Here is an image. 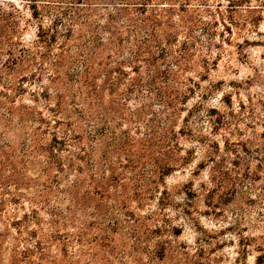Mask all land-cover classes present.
<instances>
[{
  "label": "rangeland",
  "instance_id": "1",
  "mask_svg": "<svg viewBox=\"0 0 264 264\" xmlns=\"http://www.w3.org/2000/svg\"><path fill=\"white\" fill-rule=\"evenodd\" d=\"M2 3L19 10L28 41L35 20L26 1ZM197 5L203 23L185 77L199 87L176 125L185 127L180 154L189 162L145 196L118 183L79 204L67 225L48 229L50 212L66 206L52 182L56 169L21 163L23 140L3 117L9 100L0 84V264H264V0L189 7ZM20 76L13 73V85L27 92L15 104H31L46 76Z\"/></svg>",
  "mask_w": 264,
  "mask_h": 264
},
{
  "label": "trees",
  "instance_id": "2",
  "mask_svg": "<svg viewBox=\"0 0 264 264\" xmlns=\"http://www.w3.org/2000/svg\"><path fill=\"white\" fill-rule=\"evenodd\" d=\"M25 1L35 20L28 41L19 35V10L0 4L3 117L22 137L21 163L56 169L52 182L66 206L45 221L56 231L91 196L129 182L145 196L189 162L180 154L185 127L176 125L199 87L185 73L203 22L191 0ZM13 73L21 81L46 76L45 86L28 92L31 104H15L27 90L13 85Z\"/></svg>",
  "mask_w": 264,
  "mask_h": 264
}]
</instances>
